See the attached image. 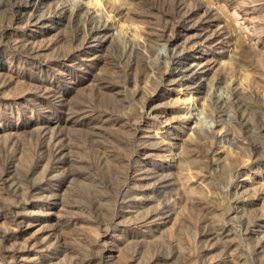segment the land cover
I'll list each match as a JSON object with an SVG mask.
<instances>
[{"label": "rangeland", "instance_id": "374dc122", "mask_svg": "<svg viewBox=\"0 0 264 264\" xmlns=\"http://www.w3.org/2000/svg\"><path fill=\"white\" fill-rule=\"evenodd\" d=\"M0 264H264V0H0Z\"/></svg>", "mask_w": 264, "mask_h": 264}]
</instances>
